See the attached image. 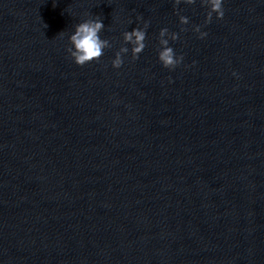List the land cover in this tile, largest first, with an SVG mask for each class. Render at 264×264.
Wrapping results in <instances>:
<instances>
[{"label": "water", "instance_id": "obj_1", "mask_svg": "<svg viewBox=\"0 0 264 264\" xmlns=\"http://www.w3.org/2000/svg\"><path fill=\"white\" fill-rule=\"evenodd\" d=\"M179 8L189 25L174 0H0V264H264V0H225L204 39L207 9ZM88 15L113 46L81 67Z\"/></svg>", "mask_w": 264, "mask_h": 264}, {"label": "clouds", "instance_id": "obj_2", "mask_svg": "<svg viewBox=\"0 0 264 264\" xmlns=\"http://www.w3.org/2000/svg\"><path fill=\"white\" fill-rule=\"evenodd\" d=\"M198 0H174L176 6V15L178 16L181 25H189L190 18L181 14L179 6L181 4L195 5ZM200 6L207 9L204 24H196L192 27V31L198 34L200 39L207 37L208 33L202 31V27L210 24L215 17L216 20H222L225 15L224 4L225 0H199ZM139 19V18H138ZM46 27V26H45ZM149 24L147 21L143 22V26H137L131 31H124L122 33V45L114 53L111 59V66L114 69H120L125 62V57L130 53L133 60L140 58V55L147 47V35ZM105 25L100 16L88 15V18L76 23L73 30L67 34L68 46L66 51L70 59L77 66H85L101 60L104 56L105 50L111 48L113 45L107 38H103L101 33L104 31ZM188 29L182 27L180 32H186ZM59 35L63 36L64 32ZM180 38V33L170 31L167 27H163L158 33V47L157 59L159 63L166 69L175 70L184 60L183 54H177L170 41L175 42ZM235 76L236 73H233Z\"/></svg>", "mask_w": 264, "mask_h": 264}]
</instances>
